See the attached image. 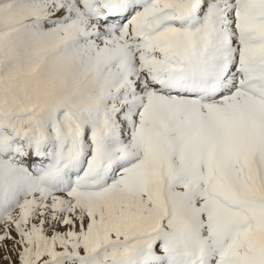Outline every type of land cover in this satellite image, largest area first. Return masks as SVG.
<instances>
[{
    "label": "snow or ice",
    "instance_id": "6c2138e0",
    "mask_svg": "<svg viewBox=\"0 0 264 264\" xmlns=\"http://www.w3.org/2000/svg\"><path fill=\"white\" fill-rule=\"evenodd\" d=\"M0 264H264V0H0Z\"/></svg>",
    "mask_w": 264,
    "mask_h": 264
}]
</instances>
